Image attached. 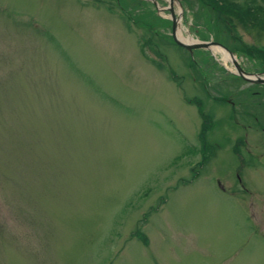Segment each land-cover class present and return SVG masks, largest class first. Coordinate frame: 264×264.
Returning <instances> with one entry per match:
<instances>
[{"label": "rangeland", "instance_id": "1", "mask_svg": "<svg viewBox=\"0 0 264 264\" xmlns=\"http://www.w3.org/2000/svg\"><path fill=\"white\" fill-rule=\"evenodd\" d=\"M158 4L0 0V264H264V85L168 5L250 72L264 24Z\"/></svg>", "mask_w": 264, "mask_h": 264}, {"label": "trees", "instance_id": "2", "mask_svg": "<svg viewBox=\"0 0 264 264\" xmlns=\"http://www.w3.org/2000/svg\"><path fill=\"white\" fill-rule=\"evenodd\" d=\"M209 2L218 6V8L225 13V16L229 20L237 18L239 22L246 27L248 24L251 26H263L264 24V6L258 4L257 0H244L242 3H238L235 0H209ZM257 56L262 58L258 53ZM199 107H201L200 104ZM202 115L204 116L205 126L201 136L204 143L203 145L206 147L208 145L205 140L207 136L206 133L212 126V118L208 115L206 116L205 114Z\"/></svg>", "mask_w": 264, "mask_h": 264}, {"label": "water", "instance_id": "3", "mask_svg": "<svg viewBox=\"0 0 264 264\" xmlns=\"http://www.w3.org/2000/svg\"><path fill=\"white\" fill-rule=\"evenodd\" d=\"M153 3L159 8L161 9V7L159 6L158 2L156 0H152ZM170 11L173 15V25H172V32L171 35L174 39V41L188 49L191 53L193 52L194 49L196 48H211L212 45H218L223 47L225 50H227L231 55L234 56L233 52L230 51L228 48L224 47L222 44L217 43L215 41H201V42H195V43H190V42H184L182 40H180L177 37V24H178V19L175 16V12L172 8H170ZM233 63L237 69V74L242 76L245 80L250 81V82H258V83H262L264 84V75H262L261 73H252V72H248L246 71L239 63V61L237 59L233 60Z\"/></svg>", "mask_w": 264, "mask_h": 264}, {"label": "bare ground", "instance_id": "4", "mask_svg": "<svg viewBox=\"0 0 264 264\" xmlns=\"http://www.w3.org/2000/svg\"><path fill=\"white\" fill-rule=\"evenodd\" d=\"M178 22L179 23H178L177 37L184 42L196 41V39L192 37L191 35H188L187 37L184 35L183 29L181 28L182 26L180 25V18L178 19ZM212 48L215 53L222 52L225 60L236 58L235 56L231 55L227 50H225L224 48L220 46H213Z\"/></svg>", "mask_w": 264, "mask_h": 264}]
</instances>
